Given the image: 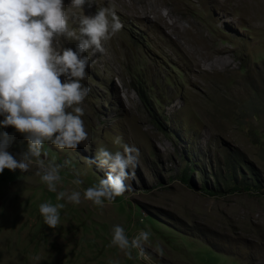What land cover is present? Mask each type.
Instances as JSON below:
<instances>
[{
    "label": "rangeland",
    "instance_id": "obj_1",
    "mask_svg": "<svg viewBox=\"0 0 264 264\" xmlns=\"http://www.w3.org/2000/svg\"><path fill=\"white\" fill-rule=\"evenodd\" d=\"M140 1L93 0L67 12L78 31L80 16L107 6L123 28L102 41L104 53L83 54L90 57L81 83L91 91L80 105L88 138L76 149L49 142L42 149L45 163L61 167L57 193H83L109 173L96 159L100 147L114 153L134 146L139 157L128 190L103 207L83 196L79 205L59 201L60 223L50 229L39 205L57 203V193L35 175L37 166L5 169L0 264H264V0H225L221 8L212 0H154L171 22L169 12L188 19L198 50L188 59L210 75L196 83L170 39L136 16L131 5ZM78 43L58 37L54 46L75 50ZM218 56L230 65L205 61ZM0 132L14 137L9 151L17 158L27 151L14 128ZM116 225L130 240L151 233L143 244L147 258L133 249L128 259L110 246Z\"/></svg>",
    "mask_w": 264,
    "mask_h": 264
},
{
    "label": "clouds",
    "instance_id": "obj_2",
    "mask_svg": "<svg viewBox=\"0 0 264 264\" xmlns=\"http://www.w3.org/2000/svg\"><path fill=\"white\" fill-rule=\"evenodd\" d=\"M86 3L91 7L93 0H71V7L83 9ZM69 19L64 0H0V128L12 127L28 142L27 151L17 158L9 151L14 137L0 132V174L5 169L28 172L35 164V175L53 193L62 179L61 167L45 163L43 146L49 142L61 150L76 149L88 138L80 105L91 91L81 83L90 57L83 54L89 50L93 56L104 53L102 41L123 28L119 16L107 6L98 8L94 15L80 16L78 31L70 28ZM58 37L74 38L79 43L75 50L58 49L54 46ZM138 157L139 149L134 146L123 145L122 152L114 153L100 147L96 159L109 169L107 178L83 193L59 191L55 204L41 203L39 213L44 223L50 229L60 223L65 203L59 201L79 205L83 196L94 206L103 207L105 201L123 195L128 190L125 181L134 175L129 169L136 167ZM72 183L79 185L81 181ZM150 235L141 230L130 240L125 229L116 225L110 246L125 252L128 259H133V249L147 258L143 244Z\"/></svg>",
    "mask_w": 264,
    "mask_h": 264
},
{
    "label": "bare ground",
    "instance_id": "obj_3",
    "mask_svg": "<svg viewBox=\"0 0 264 264\" xmlns=\"http://www.w3.org/2000/svg\"><path fill=\"white\" fill-rule=\"evenodd\" d=\"M100 1H104V0H100ZM69 2L70 3H67L65 5L66 11L72 13L78 10L79 12L80 9L71 7V0H69ZM212 2L219 8L223 7L226 4L225 0H212ZM131 8L136 11V16L140 20L149 23V25L151 26L155 25L157 29L160 30L162 34L166 35L170 39V42L178 48V50L182 54L183 59L186 60L185 61L186 62L185 65L187 67L186 69L190 71V73H188V76L193 83L197 82L198 76L204 78L210 77V75L202 67H200V64L197 61H192L191 59H188L189 57L188 54L192 56L190 58L194 59V52H197L198 50L195 49L194 48L195 45L192 44L189 21L187 18H185V16L174 17L172 13L169 12V16L173 19V22H171L168 16H164L162 13H160V11L158 10L157 2L154 0H152L150 4L148 1L142 2L141 0L138 4L137 3L132 4ZM153 12L156 14V16L154 17L153 22H151V20L148 19V16ZM194 34H195L194 39L197 41L198 37L201 39L200 35L202 34V30L200 28H197ZM173 35H177L178 38H174ZM185 35L190 37V41H186V42L183 41V37ZM186 47H188V50ZM200 59L204 60L202 56L200 57ZM205 61H211V67L213 68L217 66L228 67L230 65V61L226 57H220V56Z\"/></svg>",
    "mask_w": 264,
    "mask_h": 264
}]
</instances>
